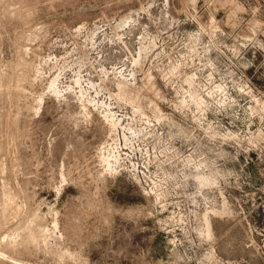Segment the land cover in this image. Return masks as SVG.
<instances>
[{
  "label": "rangeland",
  "instance_id": "374dc122",
  "mask_svg": "<svg viewBox=\"0 0 264 264\" xmlns=\"http://www.w3.org/2000/svg\"><path fill=\"white\" fill-rule=\"evenodd\" d=\"M0 264H264V0H0Z\"/></svg>",
  "mask_w": 264,
  "mask_h": 264
},
{
  "label": "bare ground",
  "instance_id": "6f19581e",
  "mask_svg": "<svg viewBox=\"0 0 264 264\" xmlns=\"http://www.w3.org/2000/svg\"><path fill=\"white\" fill-rule=\"evenodd\" d=\"M122 19V18H121ZM125 21V20H124ZM195 74V73H194ZM195 76V75H194ZM56 77V76H55ZM52 78L48 83V87H49V89H51L55 94H59L60 93V90L57 88L58 86H57V84H56V78ZM59 96V95H58ZM85 110V109H84ZM87 115V114H86ZM111 115V114H110ZM115 116V115H114ZM111 117H112V115H111ZM116 117V116H115ZM159 117V116H158ZM154 118V117H153ZM157 120V119H156ZM162 120V119H161ZM111 126V125H110ZM114 126V125H113ZM126 139V138H125ZM107 140V139H106ZM106 142V141H105ZM103 150V149H102ZM111 152V151H110ZM116 152V151H115ZM107 153V152H106ZM110 156V155H109ZM115 156V155H114ZM104 157V156H103ZM107 158V157H106ZM114 158V157H113ZM102 159V158H101ZM108 159V158H107ZM104 162V161H103ZM105 162H107V161H105ZM112 169V168H111ZM114 170V169H113ZM198 174H195V178H197V182H199V184H202V186H203V184H208L209 182H210V180H211V178H209L208 177V175L207 176H204L203 175V173L202 174H199V172H197ZM211 183V182H210ZM209 227V226H208ZM208 230H209V228H208ZM207 231V230H206ZM208 233H209V231H208ZM206 234H207V232H206Z\"/></svg>",
  "mask_w": 264,
  "mask_h": 264
}]
</instances>
